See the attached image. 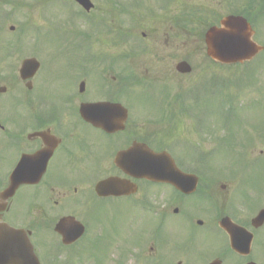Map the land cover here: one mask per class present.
<instances>
[{
	"label": "flooded vegetation",
	"instance_id": "obj_1",
	"mask_svg": "<svg viewBox=\"0 0 264 264\" xmlns=\"http://www.w3.org/2000/svg\"><path fill=\"white\" fill-rule=\"evenodd\" d=\"M126 1L104 0L102 7L94 2L88 36L75 46L73 57L60 58L59 71L44 77L50 70L46 62L37 78L22 82L24 108L16 121L0 115L2 177L13 172L23 154L53 153L47 179L38 186L21 189L1 221L31 235L34 248L41 251L43 236L39 238L32 227H47L63 218L56 215V187L65 189L69 182L78 181L77 185L82 180L90 184L89 180L97 174L103 177L101 180L116 177L137 186L136 193L129 190L128 195L106 200L120 199L123 205L136 209L137 215L143 204L150 207L142 208L145 220H139L148 228L137 233L134 246L141 258V236L145 235V257H152L153 264L264 261V225L258 229L252 226L258 212L246 208L243 185L240 190L231 173L224 175L207 169L205 154L191 157L184 137H175L172 128L157 120L152 112L135 114L130 106L135 95H142L144 84L150 86L175 78L174 46L176 41L182 46L187 41L180 40L185 37L181 27L175 31L173 0H137L133 7L142 14H136V33L129 34L128 42ZM128 43L135 46V53L129 57ZM11 80L15 81L14 75ZM39 87L48 88L49 92L39 94ZM102 103L113 109L90 110L89 121L85 120L82 107ZM121 108L129 114L125 122H121ZM46 135L50 140H45ZM142 145L156 153L170 154L178 167V171H171L179 176L169 178L168 183H149L126 175L115 165L121 152L134 146L137 150ZM2 148L8 149L10 155H3ZM92 190L76 186L73 194L83 200L87 195L93 196ZM252 200L249 196L248 201ZM41 205L44 209H40ZM224 223L251 234L252 250L256 246L257 255L244 257L234 253ZM243 239L247 241L249 236L244 234Z\"/></svg>",
	"mask_w": 264,
	"mask_h": 264
},
{
	"label": "rangeland",
	"instance_id": "obj_2",
	"mask_svg": "<svg viewBox=\"0 0 264 264\" xmlns=\"http://www.w3.org/2000/svg\"><path fill=\"white\" fill-rule=\"evenodd\" d=\"M5 1L9 2L5 4ZM93 1L100 7L104 5V0ZM44 2L45 0H0V5H6L3 6L5 8H1L0 11L5 10L9 12V10L12 9L16 10V12H14L15 14L7 17V21L4 24L0 23L3 28V34H0V86L5 88L8 87V90L11 91L9 95H17L20 91H12V89H14V81L6 74L8 68L14 69L13 73L16 75L15 83H17L18 70L21 63L26 58L25 55L28 53L35 52L39 60L44 59V61L50 65V70L43 74L44 77L49 76L52 72L59 71L58 66L60 64V58L72 57L70 48L65 43V40L69 38L71 33L67 29L65 22L70 19L71 24L74 25L78 15H74L72 11L68 15H61L63 12V5L62 7L60 5L55 6V2L53 1L52 3L41 5V3ZM66 3V1H63V4ZM184 7L188 10L183 12ZM42 8H44L48 24H46L40 32L36 33L33 39L29 36H27V38H19V30L25 26L27 19H29L30 22H37L36 25L44 23ZM174 9L176 15L182 12H189L191 15L195 16V19L192 20L194 22L192 23L199 26L200 30L196 31V33L197 35H201L209 26L218 24L221 18L226 15H249L247 10L258 12L262 9L264 11V0H175ZM260 15H262L261 10ZM177 22L182 25L180 17ZM11 26L15 27L14 32L9 31ZM256 31V42L264 46V18H261L256 24ZM14 36L17 37L13 38ZM181 39H183V37L180 38V40ZM59 40L62 42H58ZM10 41H13L14 45H19L18 50L21 55L24 56L14 54L12 58H10V66L4 67L2 65V54L4 52L3 55H5L6 44ZM70 43L72 44V41ZM185 44V46L179 47L180 44L176 41L174 46V63L176 65L177 62H179V58H185L192 66L193 73L183 78L175 76V78L169 82L160 81L155 85L158 91L169 89L174 104V98L177 97V93L180 94L184 90L193 87L203 78L208 79L216 75L220 77L219 81H221L222 84L226 83L225 86L227 85V79H229L230 81L228 84H230V87L229 90L222 91L223 86H217V88L221 89L222 93V96L218 93L217 98H208L205 95L209 91L208 88L211 86V80L209 82L207 80L200 81L194 90V98L198 100L205 99L203 103L204 111L202 113V119L205 115H208L209 122L215 124L214 128L211 129L208 127L203 129V133L195 128L191 120L185 119L181 114L178 116L176 115V118L171 117V119H166V127L172 128L175 137L183 136L184 140L189 141L191 148L195 145L201 152L211 151L217 144V138H223L225 134H223L220 128L221 125L227 126L232 131V133L229 134L231 137H236L242 141L243 139H251L247 135L255 138L254 151H251V155H248V152L244 150L245 152H243L239 158V152L236 148L238 143L237 141H232V147L224 148L223 146L221 153L218 154L219 156L216 157V159L210 160L208 164L215 160H221L222 165L218 162L215 164L214 162L211 165L209 164V167L215 171H218L220 166H223L225 169H235L241 171L244 177L250 172L253 173L254 183H258V173L260 174V178L264 179V136H260L254 127L260 128V126H262L261 122L264 121V53L259 55L248 66L234 69H230L229 67L221 68L220 66L214 68L210 66L211 62L206 59L205 48L199 40H193ZM3 75L4 79L2 78ZM242 79L243 83H240L238 86V81ZM16 88L18 89V87ZM37 92L43 94L49 91L48 88L39 87L37 88ZM20 94L23 95V92ZM135 96L137 97L131 100L130 103V106L136 111L135 114H137V112L143 113L144 111L155 109L154 106L164 108L167 97L166 94L158 95L156 99H152L146 94H137ZM0 99L2 100H0V115L16 121V119L22 115L21 112L24 108V104H21L23 100L19 97L7 98L6 96H0ZM219 121H221V124ZM216 126L218 127L216 128ZM261 151L263 155L260 154ZM1 152L5 156L10 155V151L6 148H2ZM256 158H259L262 162L260 167L256 166ZM248 166H250V168ZM231 177L236 178L237 176L231 175ZM54 178L55 176L51 177V180ZM62 178L63 177H61V179ZM87 178L89 179L90 177ZM102 178L103 177L94 174L91 180H89L90 184L87 182L84 183L82 180L77 185H75V183L78 181L74 183L69 182V185L65 189L56 187V193L53 198V201L58 204L56 215H60L61 217L69 216L72 215L71 213H73L74 210H80L79 207H81V205L77 208H72V205H70V201L73 198L79 199L80 202L82 201L81 197L73 194V188L80 186L85 190H92ZM239 178L243 181L242 176ZM62 193H66L67 196H62ZM83 200L87 202L88 195ZM260 202L261 200H259V198H254L251 208H254ZM87 203L89 204V202ZM123 206L124 205L121 204L106 206L104 213L101 208L99 212H94V208L91 207L90 210L95 213V220L94 217L92 220H84L90 223V233L87 240L91 244L90 247H88V249L86 248L87 250L85 249V251L78 256L76 254L72 255L71 253L70 255L67 254L62 256L60 264H136V262L130 258L132 257L131 252H134V250L130 249L131 243H129V239L134 236L135 232L142 233L143 230L148 228V225L142 220H139V218L144 216H138L136 209L130 208L126 210ZM40 209H44V206L41 205ZM39 211L40 210H37L36 212ZM45 212L48 213V211ZM105 213L111 216H103ZM87 214L88 212H84L82 215L87 216ZM40 215L44 216L42 212H40ZM112 216L122 218L123 220H108V218ZM55 224H48L47 227H32L39 234V238L43 236L42 241H44V247L42 250V258L46 260L58 256L56 250L53 252V249H55L54 243L59 242V237L54 233ZM141 237L143 238V244L145 235ZM48 244H50V247L47 251L45 245ZM84 247L86 246H82L83 250ZM127 252H129L128 255L126 254ZM47 264H50L49 261H47ZM141 264L153 263L152 260L150 262L149 259L143 258Z\"/></svg>",
	"mask_w": 264,
	"mask_h": 264
},
{
	"label": "water",
	"instance_id": "obj_3",
	"mask_svg": "<svg viewBox=\"0 0 264 264\" xmlns=\"http://www.w3.org/2000/svg\"><path fill=\"white\" fill-rule=\"evenodd\" d=\"M82 4L86 9H90L89 0H76ZM254 32L251 30L249 24L241 19L228 17L221 21L220 27L212 28L206 35V44H207V53L210 58L215 60L218 63L223 65H232L237 63H244L246 61H251L256 55H258L263 49L253 42ZM32 65L26 63L23 67L22 74L29 72V68ZM180 71L183 73L190 72V68L187 64L183 63L180 67ZM157 160H155L156 162ZM154 160L150 159L149 161L143 160L140 169L144 177H151L153 173V168L157 167L153 164ZM17 174H21L19 171ZM39 179L34 177L31 179V176H22L15 175L12 178L9 189L1 195L3 199H9L14 194L16 189L26 182H34ZM98 192L103 194V189ZM264 221V212L261 213L259 218L256 219L255 223H262ZM57 231L60 232L64 238L65 243H71L72 238L69 235V232H66V223L65 221L57 227ZM238 236V235H237ZM235 236L232 241L233 248L237 251L245 252L240 248L245 246L244 243L240 241L239 236ZM12 242V248L8 249L5 259L8 264H15L13 261L16 257L17 247L14 249V242ZM31 248V246H30ZM32 249L26 248L24 250V260L25 264H37L35 257L31 255ZM1 257V255H0ZM4 257V256H3Z\"/></svg>",
	"mask_w": 264,
	"mask_h": 264
}]
</instances>
